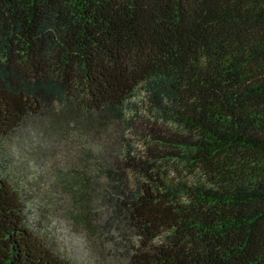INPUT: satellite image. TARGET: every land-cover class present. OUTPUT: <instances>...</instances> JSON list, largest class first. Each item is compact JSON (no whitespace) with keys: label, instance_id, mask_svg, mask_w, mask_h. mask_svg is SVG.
<instances>
[{"label":"trees","instance_id":"obj_1","mask_svg":"<svg viewBox=\"0 0 264 264\" xmlns=\"http://www.w3.org/2000/svg\"><path fill=\"white\" fill-rule=\"evenodd\" d=\"M31 119L91 136L68 214L123 264H264V0H0V154ZM29 182L0 166V264H72Z\"/></svg>","mask_w":264,"mask_h":264},{"label":"rangeland","instance_id":"obj_2","mask_svg":"<svg viewBox=\"0 0 264 264\" xmlns=\"http://www.w3.org/2000/svg\"><path fill=\"white\" fill-rule=\"evenodd\" d=\"M78 135L73 131L61 137L46 120H28L10 135L2 149V173L32 180L26 197L28 222L33 229L47 228L56 242V250L72 264H123L128 256V244H120L118 233L109 234V231L99 228L103 224V216L92 218L98 228L90 233L68 214L74 197L65 190L69 180L64 181V174L79 167L77 157L82 147L87 144L92 147L91 136H85L90 143ZM95 138L100 144L104 139L103 136ZM35 189L40 192H35ZM103 195L100 193L93 204L95 212L103 213L101 210L106 204L100 201Z\"/></svg>","mask_w":264,"mask_h":264}]
</instances>
